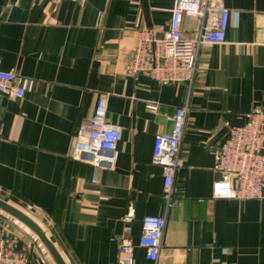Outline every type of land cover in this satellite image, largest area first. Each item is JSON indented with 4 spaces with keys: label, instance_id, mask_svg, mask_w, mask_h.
Here are the masks:
<instances>
[{
    "label": "crops",
    "instance_id": "1",
    "mask_svg": "<svg viewBox=\"0 0 264 264\" xmlns=\"http://www.w3.org/2000/svg\"><path fill=\"white\" fill-rule=\"evenodd\" d=\"M175 1L0 0V70L25 88L23 97L0 93V197L38 222L67 264H119L128 211L135 264H264V198L213 195L231 127L264 107V0H224L226 41L201 47L192 83L130 72L138 31L167 30ZM195 23L186 17L184 31ZM106 93L108 118L121 129L113 170L72 155L80 121ZM180 106L188 107L184 165L168 206L153 146ZM146 215L166 216L156 261L139 243ZM0 231L17 238L29 264H57L1 209Z\"/></svg>",
    "mask_w": 264,
    "mask_h": 264
},
{
    "label": "built area",
    "instance_id": "2",
    "mask_svg": "<svg viewBox=\"0 0 264 264\" xmlns=\"http://www.w3.org/2000/svg\"><path fill=\"white\" fill-rule=\"evenodd\" d=\"M62 0H52L59 3ZM77 1V0H72ZM230 10L224 0H176L169 28L162 32L142 29L128 59L130 72L148 73L163 82H190L196 77L201 47L223 44L227 38ZM103 13H100V24ZM186 17L196 20L187 34ZM15 72L0 70V93L23 97L25 88L14 83ZM108 94L98 97L94 114L80 121L74 136L72 155L90 163L95 169H114V153L121 129L108 118ZM155 108V105H150ZM187 106H180L169 116L172 129L155 136L153 163L162 166L165 194L171 205L173 184L184 165L181 141L187 119ZM215 169L221 177L213 183L216 198H264V107L247 113L244 124L233 125L219 150ZM94 181H96L94 179ZM134 213L124 218V235L119 246V264H135L133 230ZM166 228L165 215H146L142 219L140 245L146 258L156 261L160 255ZM17 238L0 231V264H29L30 256L17 247Z\"/></svg>",
    "mask_w": 264,
    "mask_h": 264
},
{
    "label": "water",
    "instance_id": "3",
    "mask_svg": "<svg viewBox=\"0 0 264 264\" xmlns=\"http://www.w3.org/2000/svg\"><path fill=\"white\" fill-rule=\"evenodd\" d=\"M0 209L26 225L39 238L57 264H67L46 231L29 214L1 197Z\"/></svg>",
    "mask_w": 264,
    "mask_h": 264
}]
</instances>
